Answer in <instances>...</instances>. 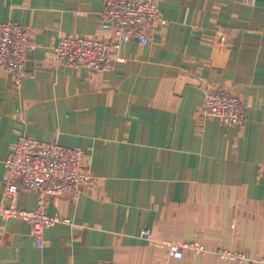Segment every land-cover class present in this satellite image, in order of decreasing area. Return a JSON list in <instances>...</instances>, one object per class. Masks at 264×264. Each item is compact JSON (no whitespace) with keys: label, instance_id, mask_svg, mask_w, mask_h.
I'll use <instances>...</instances> for the list:
<instances>
[{"label":"crops","instance_id":"1","mask_svg":"<svg viewBox=\"0 0 264 264\" xmlns=\"http://www.w3.org/2000/svg\"><path fill=\"white\" fill-rule=\"evenodd\" d=\"M103 0H0V22L36 43L19 84L0 72V200L18 138L83 152L76 193L49 197L58 215L38 248L30 224L0 217V264H241L264 257V0H160L167 26L125 43L109 70L54 66L58 40L100 33ZM224 35V41L219 40ZM237 94L245 118L199 114L205 93ZM17 206L36 210L20 188ZM148 230L152 237L145 238ZM205 250L170 255L164 242Z\"/></svg>","mask_w":264,"mask_h":264},{"label":"built area","instance_id":"2","mask_svg":"<svg viewBox=\"0 0 264 264\" xmlns=\"http://www.w3.org/2000/svg\"><path fill=\"white\" fill-rule=\"evenodd\" d=\"M160 0H103L99 11L100 33L94 36H67L52 48L50 62L54 66L85 68L93 72L108 70L123 58L117 53L130 41L141 45L149 43L167 26V19L159 9ZM224 41V35L219 40ZM36 43L27 29L14 21L0 22V70L11 74L19 84L26 74V58ZM199 114L220 123L233 126L242 124L245 113L241 101L231 90L213 89L205 93ZM83 152L77 147H65L55 140L40 141L18 136L5 161L6 179L0 200V217L21 219L30 224L31 237L38 248L45 246L44 233L59 221L58 215L46 213L44 206L49 197L76 193L85 176L81 172ZM20 188L36 189L37 209L26 210L17 206ZM148 240L152 235L142 231ZM175 258L182 250L195 254L204 252L198 241L164 242ZM219 259L241 264L247 261L245 253L219 249ZM264 264V257L258 260Z\"/></svg>","mask_w":264,"mask_h":264},{"label":"rangeland","instance_id":"3","mask_svg":"<svg viewBox=\"0 0 264 264\" xmlns=\"http://www.w3.org/2000/svg\"><path fill=\"white\" fill-rule=\"evenodd\" d=\"M159 3H160V2H159ZM23 27H24V26H23ZM51 50H52V49H51ZM50 54H51V53H50ZM110 68H111V67H110ZM110 68H109V69H110ZM109 69H108V70H109ZM1 71H2V70H0V72H1ZM82 160H83V159H82ZM80 170H81V167H80ZM81 172H82V170H81ZM82 173H83V172H82ZM4 182H5V181H4ZM3 186H4V184H3ZM31 190L35 191L36 189L32 188ZM35 193H36V191H35Z\"/></svg>","mask_w":264,"mask_h":264}]
</instances>
